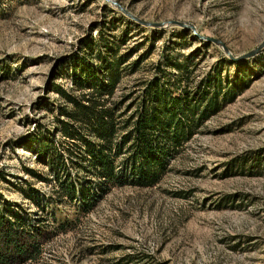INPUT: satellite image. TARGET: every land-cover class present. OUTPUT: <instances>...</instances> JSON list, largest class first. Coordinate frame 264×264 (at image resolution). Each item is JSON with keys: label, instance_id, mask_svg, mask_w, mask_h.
Returning <instances> with one entry per match:
<instances>
[{"label": "rangeland", "instance_id": "rangeland-1", "mask_svg": "<svg viewBox=\"0 0 264 264\" xmlns=\"http://www.w3.org/2000/svg\"><path fill=\"white\" fill-rule=\"evenodd\" d=\"M116 1L162 27L142 25L105 0H0V168L7 180L0 190L35 214L22 191L36 189L50 203L47 229L64 217L74 220L65 232L55 229L41 257L25 264H264V46L253 58L233 61L208 42L211 47L196 59L199 71L223 54L232 62L246 60L253 80L169 159L158 184L115 186L87 214L54 202L57 186L47 165L36 161L35 148L37 140L49 139L65 157L70 142L56 120L70 105L54 89L59 85L77 96L72 77L80 74L73 70L89 68L91 81L104 84L97 56L107 58L112 44L122 41L120 53L131 52L125 67L152 46L139 69L124 73L114 89L110 101L122 114L163 45L173 40L187 54L203 41L178 22L219 39L233 56L264 43V0ZM176 32L187 37L176 38ZM153 35L159 40L152 44ZM86 43L94 57L83 51ZM76 172L80 181L92 180Z\"/></svg>", "mask_w": 264, "mask_h": 264}, {"label": "trees", "instance_id": "trees-1", "mask_svg": "<svg viewBox=\"0 0 264 264\" xmlns=\"http://www.w3.org/2000/svg\"><path fill=\"white\" fill-rule=\"evenodd\" d=\"M175 34L176 38L187 37L186 32ZM152 40L153 44L159 39L153 35ZM198 43L187 54H180L173 40L162 46L158 58L149 62L148 76L141 80V92L126 108L130 112L125 117L126 110L119 114V105L110 99L123 74L137 71L152 54V46L125 67L122 64L131 52L121 54L123 42L119 41L107 48V58L97 56L100 73L106 77L104 84L91 81L89 68H77L73 74L77 70L80 75L72 77L77 96L56 86L54 90L70 105L61 109L65 118L56 120V128L70 146L65 157L49 139L37 140L35 148L36 161L47 165L50 179L57 186L54 202H66L76 213L87 214L115 186H155L168 171L169 159L179 154L202 124L249 87L253 78L246 74V60L232 62L219 54L208 69L199 71L196 59L211 44ZM90 46L86 43L83 51L89 49V57H94ZM81 131L89 133L90 138ZM76 171H83L92 180L80 181ZM1 181H7L2 168ZM22 195L37 207L35 214L7 200L0 190V264L37 261L50 234L55 229L67 231L74 221L64 217L56 228L47 229L43 221L50 205L48 199L31 186Z\"/></svg>", "mask_w": 264, "mask_h": 264}, {"label": "water", "instance_id": "water-1", "mask_svg": "<svg viewBox=\"0 0 264 264\" xmlns=\"http://www.w3.org/2000/svg\"><path fill=\"white\" fill-rule=\"evenodd\" d=\"M105 1L110 3L113 7L119 9L121 12H123L130 19H132V20H134V21H136V22H138V23H140L142 25L152 26V27H162V25L160 23H152V22H147V21L139 19L138 17L134 16L130 12L126 11L125 8H123L116 0H105ZM177 24L180 25L181 27H183L184 29L191 30V32L197 38H199V39H201L203 41L214 43L215 45H218V46L222 47L224 53L233 61H239V60H243V59L253 58L259 52H261V50L263 49V46H264V43H262V44H259L258 46H256L255 48L251 49L250 51H248L245 54H242V55H239V56H233L229 52L227 47L223 44V42H221L219 39L212 38V37H206V36H203V35L199 34L197 32V30L195 29L194 25H192L191 23L178 22Z\"/></svg>", "mask_w": 264, "mask_h": 264}]
</instances>
